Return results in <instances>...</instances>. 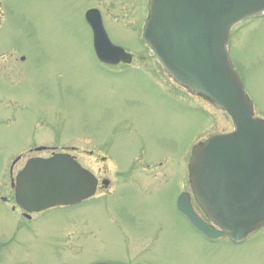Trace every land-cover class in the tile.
I'll return each mask as SVG.
<instances>
[{
	"label": "rangeland",
	"instance_id": "1",
	"mask_svg": "<svg viewBox=\"0 0 264 264\" xmlns=\"http://www.w3.org/2000/svg\"><path fill=\"white\" fill-rule=\"evenodd\" d=\"M135 2L0 0V264H264V228L211 242L177 211L193 148L234 126L141 44ZM92 7L131 66L97 60ZM229 53L264 120V16L234 27ZM67 152L108 192L24 222L12 180L29 158Z\"/></svg>",
	"mask_w": 264,
	"mask_h": 264
},
{
	"label": "water",
	"instance_id": "2",
	"mask_svg": "<svg viewBox=\"0 0 264 264\" xmlns=\"http://www.w3.org/2000/svg\"><path fill=\"white\" fill-rule=\"evenodd\" d=\"M264 14V0H151L142 42L155 53L175 82L225 110L234 124L193 149L189 164L195 200L209 222L182 195L178 211L207 239L241 244L264 227V121L229 54L232 29ZM86 20L93 30L98 58L108 64L131 63L114 46L101 14ZM97 181L68 154L31 159L17 177L16 199L28 211L75 205L93 196Z\"/></svg>",
	"mask_w": 264,
	"mask_h": 264
},
{
	"label": "flooded vegetation",
	"instance_id": "3",
	"mask_svg": "<svg viewBox=\"0 0 264 264\" xmlns=\"http://www.w3.org/2000/svg\"><path fill=\"white\" fill-rule=\"evenodd\" d=\"M146 2L147 3V6H148V2H149V0H141V2H140V4L141 3H143V2ZM134 2H135V0H134ZM135 4H136V2L134 3V6H135ZM145 18H143V20L141 21V22H138V24H137V32H139V30H140V28H141V25H142V27H143V24H144V22H145V19H146V17H147V14H146V16H144ZM139 23L141 24L140 26H138L139 25ZM142 31V30H141ZM141 34H142V32H141ZM133 55V54H132ZM134 59V58H133ZM120 65H123V66H131V65H125V64H120ZM120 65H117V66H120ZM105 67H112V66H109V65H104ZM116 67V66H115ZM76 152L77 151V149H73V152ZM190 158V157H189ZM106 160V159H105ZM105 160H101L102 162H104L103 164H106L105 162ZM100 162V161H99ZM148 166V165H147ZM159 167H163L164 165L162 164V163H159V165H158ZM93 173V172H92ZM96 177H97V179L99 180V189H98V193H101V192H108V189L110 188V184H109V186H108V188H106V189H104V188H102L101 187V185H100V183L104 180L103 178H101L99 175H97V173H93ZM188 175H186V181H185V178H184V187L186 188V189H184V190H182L181 192H180V194L181 193H184V192H189L190 191V189L188 190V186H186L187 184H188ZM181 185H183V184H181ZM179 194V195H180ZM91 200V199H90ZM89 201V200H88ZM87 202V201H86ZM84 203V202H83ZM14 206L15 207H13L14 208V211L16 210V208H19L18 206H17V204H16V202H15V204H14ZM20 209V215H21V217H22V219L24 220V222H33V220L35 221V217L37 218L38 216H41V215H44L46 212H40V213H29V212H26V211H24V210H22L21 208H19Z\"/></svg>",
	"mask_w": 264,
	"mask_h": 264
}]
</instances>
